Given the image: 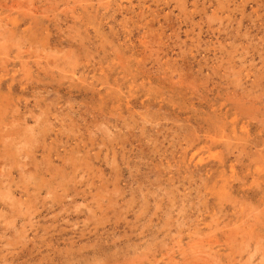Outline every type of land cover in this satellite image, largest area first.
<instances>
[{
  "label": "rangeland",
  "instance_id": "rangeland-1",
  "mask_svg": "<svg viewBox=\"0 0 264 264\" xmlns=\"http://www.w3.org/2000/svg\"><path fill=\"white\" fill-rule=\"evenodd\" d=\"M0 145V264H264V0H0Z\"/></svg>",
  "mask_w": 264,
  "mask_h": 264
},
{
  "label": "bare ground",
  "instance_id": "bare-ground-1",
  "mask_svg": "<svg viewBox=\"0 0 264 264\" xmlns=\"http://www.w3.org/2000/svg\"><path fill=\"white\" fill-rule=\"evenodd\" d=\"M28 6H29V5H28ZM20 8H21V7H20ZM3 70H4V69H3ZM12 104H13V103H12ZM2 115H3V114H2ZM25 126H26V125H25ZM25 131H26V130H25ZM41 134H42V133H41ZM3 135H4V134H3ZM0 146H1V145H0ZM9 153H10V152H9ZM15 155H16V154H15ZM22 155H23V154H22ZM30 155H31V154H30ZM46 158H47V157H46ZM11 159H12V158H11ZM6 160H7V159H6ZM11 163H12V161H11ZM11 163H10V164H11ZM20 163H21V162H20ZM7 164H8V163H7ZM2 166H4V165H2ZM10 166H11V165H10ZM10 169H11V168H10ZM25 177H26V176H25ZM27 178H28V177H27ZM27 178H26V179H27ZM28 179H29V178H28ZM40 189H41V188H40Z\"/></svg>",
  "mask_w": 264,
  "mask_h": 264
}]
</instances>
